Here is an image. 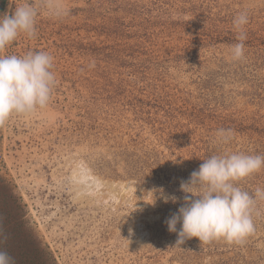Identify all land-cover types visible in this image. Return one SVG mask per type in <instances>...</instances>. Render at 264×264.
I'll list each match as a JSON object with an SVG mask.
<instances>
[{
  "label": "rangeland",
  "instance_id": "1",
  "mask_svg": "<svg viewBox=\"0 0 264 264\" xmlns=\"http://www.w3.org/2000/svg\"><path fill=\"white\" fill-rule=\"evenodd\" d=\"M61 3L54 17L42 0H0V16L39 11L35 35L0 55L47 52L56 77L46 107L0 126V251L14 264H264V200L239 244L175 246L166 224L204 159L264 156V0ZM236 184L254 195L264 168Z\"/></svg>",
  "mask_w": 264,
  "mask_h": 264
},
{
  "label": "clouds",
  "instance_id": "2",
  "mask_svg": "<svg viewBox=\"0 0 264 264\" xmlns=\"http://www.w3.org/2000/svg\"><path fill=\"white\" fill-rule=\"evenodd\" d=\"M44 9L51 16L66 15L61 0H42ZM37 7L30 4L15 6L14 10L0 16V52L23 33L35 35ZM248 22L247 12L239 13L233 23L241 29ZM243 32L239 43L231 48V58L244 57ZM54 58L47 52H29L24 56L0 55V126L13 114L28 115L46 107L56 83ZM218 142L227 144L233 137L231 129H219ZM264 168V156L233 153L213 155L203 160L188 180H182L180 191L183 204L166 224L169 232L177 233L176 245L198 238L202 243L223 239L228 243H242L255 231L253 213L257 199L264 200V189L257 188L252 195L237 186L241 181ZM158 198L165 203H178L176 195H165L163 188L156 189ZM178 225H180L178 229ZM0 264H14L13 259L0 251Z\"/></svg>",
  "mask_w": 264,
  "mask_h": 264
},
{
  "label": "bare ground",
  "instance_id": "3",
  "mask_svg": "<svg viewBox=\"0 0 264 264\" xmlns=\"http://www.w3.org/2000/svg\"><path fill=\"white\" fill-rule=\"evenodd\" d=\"M80 177H81V178H89L88 175H80ZM94 179H95V178H94ZM86 191H88V190H86ZM89 191H90V189H89Z\"/></svg>",
  "mask_w": 264,
  "mask_h": 264
}]
</instances>
